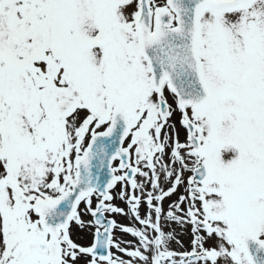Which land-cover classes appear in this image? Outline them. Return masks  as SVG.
Listing matches in <instances>:
<instances>
[{"label": "snow or ice", "instance_id": "obj_1", "mask_svg": "<svg viewBox=\"0 0 264 264\" xmlns=\"http://www.w3.org/2000/svg\"><path fill=\"white\" fill-rule=\"evenodd\" d=\"M0 264H264V0H0Z\"/></svg>", "mask_w": 264, "mask_h": 264}]
</instances>
